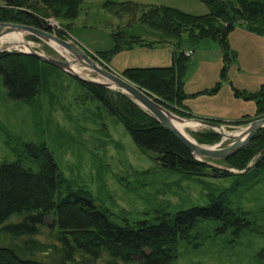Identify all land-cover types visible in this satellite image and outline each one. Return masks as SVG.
I'll return each mask as SVG.
<instances>
[{
  "label": "rangeland",
  "instance_id": "rangeland-1",
  "mask_svg": "<svg viewBox=\"0 0 264 264\" xmlns=\"http://www.w3.org/2000/svg\"><path fill=\"white\" fill-rule=\"evenodd\" d=\"M105 1L84 0L80 15L74 21L73 34H69L66 39L81 47L99 65L121 75L127 67L169 66L173 63L175 51L183 50L185 56L186 52L191 51L183 79L189 94L186 103L196 117L188 118L170 111L175 116L191 121H196L195 118L223 120L218 129L204 124L188 129V133L199 144L208 147L228 146L234 138H225V133L243 131L252 120L264 117V113H256L260 91L264 89V34L251 32L244 25L237 24L227 34L230 56L227 62L220 39L188 41L185 35L180 40L169 39L161 37L159 32L140 22L128 27V17L119 19L103 6ZM112 1L171 6L196 15L209 12L207 5L200 0ZM48 23L52 28H61L60 22L54 17H49ZM118 29L130 35H141L145 43L152 46H134L117 52L111 60L100 57L98 51L109 50L114 46L112 33ZM20 33L27 43L33 44L31 48L44 55L64 61L76 60L60 46L36 40L26 32ZM7 47L18 49L17 45L10 42L0 43V50ZM76 66L80 68L81 76L105 81L84 65L77 63ZM224 67L225 78L222 77ZM218 83L220 91L213 92L212 89ZM251 95L252 98H246ZM198 132H216L220 139L200 143L196 137ZM32 142H45L54 153L64 176L75 187L89 190L97 203L122 223L124 219L136 222L152 219L160 212L175 214L194 206H207L211 195H218L236 179L244 183L251 180L250 177H220L217 172H213L212 176H189L161 167L135 143L123 123L109 115L90 97L74 75L62 70L55 71L52 77L43 82L35 105L11 99L0 73V163L14 161L23 152L24 145ZM256 159L254 157L250 161L249 169ZM210 163L218 168H226L221 159L211 158ZM245 170L240 172L244 173ZM253 177V185L240 192L237 199L241 208L249 212V218L254 222L253 228L235 239L231 230L217 234L215 228L219 223L204 220L188 241H180L175 264H264L259 256L264 247V169ZM236 194L232 193L234 196ZM24 217L25 214L14 215L7 222L20 221ZM57 235L56 216L45 215L37 237L49 244L51 249L46 253L39 252L35 257L55 260L51 255L57 251L53 244L60 246ZM60 254L66 255V252ZM79 255L77 253L76 257L81 259ZM71 264L80 263L75 260ZM95 264H141V258L125 263L104 253L95 260Z\"/></svg>",
  "mask_w": 264,
  "mask_h": 264
},
{
  "label": "trees",
  "instance_id": "trees-1",
  "mask_svg": "<svg viewBox=\"0 0 264 264\" xmlns=\"http://www.w3.org/2000/svg\"><path fill=\"white\" fill-rule=\"evenodd\" d=\"M83 1L0 0V22L24 23L66 38L73 34L74 21L80 15ZM200 1L207 5L208 13L196 15L171 6L135 1L106 0L103 6L119 19L127 16L128 27L140 22L164 38L180 40L185 35L188 41L220 39L227 62L230 58L227 34L237 24L244 25L251 32L264 34V0ZM49 17L56 18L61 28L54 30L48 23ZM112 37L114 46L97 52L107 60H111L117 52L134 46L150 45L141 35H130L121 29L114 31ZM33 38L39 40L35 36ZM184 52L175 51L173 63L169 66L127 67L122 74L158 98L169 110L191 118L196 116L186 103L189 94L183 79L190 56H185ZM59 70L28 53L0 51V73L7 94L13 100L35 105L43 82ZM222 77H226L225 67ZM75 78L109 115L124 124L135 143L161 167L189 176H212L213 172H217L220 177H250L252 181L244 183L236 179L218 195H211L207 206H194L175 214L160 212L152 219L136 222L124 219L122 223L97 203L89 190L75 187L64 176L54 153L45 142L26 143L23 152L14 161L0 163V264H71L75 260L80 264H95V260L104 253L125 263L141 258V264H175L180 241H188L204 220L219 223L215 228L217 234L231 230L235 239L253 228L254 222L249 218V212L241 208L237 199L240 192L253 185V176L264 169V128L240 151L221 159L226 168H218L208 163L211 158L199 159L194 155L130 96L98 83ZM219 87L220 83L212 91H217ZM260 95L257 114L264 113V89ZM214 121L219 124L223 122L221 119ZM196 137L200 143L220 139L216 132H198ZM254 157H257L254 165L241 173ZM22 214H25L22 220L7 222L12 216ZM47 214L56 216L58 226L60 246L53 244L57 250L56 254L51 255L55 259L53 261L35 257L39 252L46 253L51 249L49 244L37 237L39 225ZM62 252H66V255L60 254ZM77 253L81 259L76 257ZM259 256L264 260V247Z\"/></svg>",
  "mask_w": 264,
  "mask_h": 264
},
{
  "label": "water",
  "instance_id": "water-1",
  "mask_svg": "<svg viewBox=\"0 0 264 264\" xmlns=\"http://www.w3.org/2000/svg\"><path fill=\"white\" fill-rule=\"evenodd\" d=\"M51 25V24H50ZM13 32H26L32 36H35L43 41L54 42L60 47L64 48L70 52L76 60L71 62L69 60L64 61L55 57L47 56L39 51L29 48L28 50H23L21 48L15 49L18 53H28L40 60L51 64L68 74H72L80 79L88 82L98 83L109 87L114 90L121 91L122 93L130 96L136 103L147 110L149 113L154 115L159 122H161L168 130H170L194 155L199 157L213 158V159H223L227 158L236 152L240 151L246 144H248L256 133L264 128V117H259L252 120L249 126L242 131L238 136H230L234 138V141L225 147H208L199 144L197 141L190 140L184 133H182L172 122L170 115H174L166 106H164L158 98L152 96L149 92L143 90L141 87L137 86L126 77L121 74L116 73L106 67L99 65L94 58L85 53L81 47H79L74 42L67 40L66 38L58 36L55 32L49 31L47 29L39 28L36 26L16 23V22H0V38L11 34ZM1 50L12 49L4 48ZM0 50V51H1ZM82 64L85 67L97 72L102 76L105 81L88 79L81 76L79 73L75 72L73 66L76 64ZM175 116V115H174ZM179 119H185L179 116H175ZM188 120V119H187ZM200 124L210 126L212 128H220L221 125L214 120L205 118H195ZM213 165L212 163L208 162ZM249 169V166L246 170ZM233 171L232 169H230ZM245 170V171H246ZM243 171V172H245Z\"/></svg>",
  "mask_w": 264,
  "mask_h": 264
},
{
  "label": "bare ground",
  "instance_id": "bare-ground-1",
  "mask_svg": "<svg viewBox=\"0 0 264 264\" xmlns=\"http://www.w3.org/2000/svg\"><path fill=\"white\" fill-rule=\"evenodd\" d=\"M3 42H10L13 45H17L18 48L24 47L25 49L23 50H28L29 48L33 47L32 43H27L24 38L22 33L20 32H13L11 34L5 35L3 37L0 38V43ZM53 45H55L56 47H59V45H57L54 42H51ZM60 48V47H59ZM73 69L75 72L79 73L81 72L80 68L77 67L76 65L73 66ZM170 118L172 120V122L174 123V125L182 132L184 133V135H186L190 140L192 141H196L189 133H188V129H194L196 127H198L200 125V123L198 121H191V120H187V119H179L177 117H175L174 115H170ZM224 130V129H223ZM242 133V131L236 132V133H225V138H230V136H238Z\"/></svg>",
  "mask_w": 264,
  "mask_h": 264
},
{
  "label": "built area",
  "instance_id": "built-area-1",
  "mask_svg": "<svg viewBox=\"0 0 264 264\" xmlns=\"http://www.w3.org/2000/svg\"><path fill=\"white\" fill-rule=\"evenodd\" d=\"M56 28H54V30H55ZM186 55L187 56H190L191 55V51H188V52H186Z\"/></svg>",
  "mask_w": 264,
  "mask_h": 264
},
{
  "label": "crops",
  "instance_id": "crops-1",
  "mask_svg": "<svg viewBox=\"0 0 264 264\" xmlns=\"http://www.w3.org/2000/svg\"><path fill=\"white\" fill-rule=\"evenodd\" d=\"M117 72H119V71H117ZM219 88H220V87H219ZM219 88H218V89H219ZM219 91H220V89H219ZM200 92H201V91H200ZM215 92H216V91H215ZM202 95H203V94H202ZM190 108H191V107H190ZM199 114H203V113H199Z\"/></svg>",
  "mask_w": 264,
  "mask_h": 264
}]
</instances>
